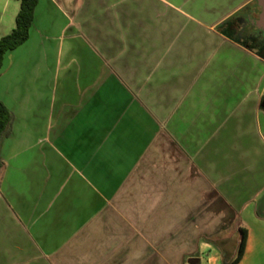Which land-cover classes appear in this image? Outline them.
<instances>
[{
    "label": "crops",
    "instance_id": "obj_1",
    "mask_svg": "<svg viewBox=\"0 0 264 264\" xmlns=\"http://www.w3.org/2000/svg\"><path fill=\"white\" fill-rule=\"evenodd\" d=\"M20 9L0 0V40ZM259 12L39 0L0 75V264H224L241 229L239 264H264Z\"/></svg>",
    "mask_w": 264,
    "mask_h": 264
},
{
    "label": "trees",
    "instance_id": "obj_2",
    "mask_svg": "<svg viewBox=\"0 0 264 264\" xmlns=\"http://www.w3.org/2000/svg\"><path fill=\"white\" fill-rule=\"evenodd\" d=\"M20 2L21 9L16 20V28L11 34L3 37L0 40V75L7 55L23 46L29 40L31 29L35 22L36 9L39 0H20ZM12 124L13 116L10 110L0 99V171L4 167V161L1 155V146L3 142L10 136ZM241 235L242 238L238 248V255L233 261L229 263L228 255L224 254V264H239L244 257L248 242V231L246 229H241Z\"/></svg>",
    "mask_w": 264,
    "mask_h": 264
},
{
    "label": "rangeland",
    "instance_id": "obj_3",
    "mask_svg": "<svg viewBox=\"0 0 264 264\" xmlns=\"http://www.w3.org/2000/svg\"><path fill=\"white\" fill-rule=\"evenodd\" d=\"M264 33V32H263ZM264 87V86H263ZM261 124H262V131L264 133V97L262 99V103H261ZM245 223H246V227H248V229H253L258 236H260L262 233H260V227L259 226H255L254 220L251 218V216L246 217L245 219ZM264 236V235H263ZM237 239L240 240L241 239V234L239 233V235H236ZM232 244L235 245V241L232 240ZM237 245V244H236ZM236 255H238V252L236 253Z\"/></svg>",
    "mask_w": 264,
    "mask_h": 264
},
{
    "label": "water",
    "instance_id": "obj_4",
    "mask_svg": "<svg viewBox=\"0 0 264 264\" xmlns=\"http://www.w3.org/2000/svg\"><path fill=\"white\" fill-rule=\"evenodd\" d=\"M258 4L260 12L257 20L254 21V25L258 30L264 31V0H258Z\"/></svg>",
    "mask_w": 264,
    "mask_h": 264
},
{
    "label": "flooded vegetation",
    "instance_id": "obj_5",
    "mask_svg": "<svg viewBox=\"0 0 264 264\" xmlns=\"http://www.w3.org/2000/svg\"><path fill=\"white\" fill-rule=\"evenodd\" d=\"M257 31H258L259 34H261L262 36H264L263 31H260V30H258V29H257Z\"/></svg>",
    "mask_w": 264,
    "mask_h": 264
}]
</instances>
